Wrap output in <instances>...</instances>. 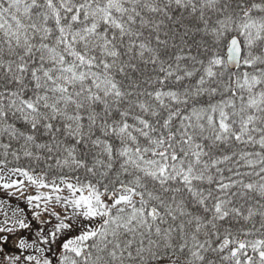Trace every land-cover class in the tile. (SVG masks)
Here are the masks:
<instances>
[{
	"label": "snow or ice",
	"instance_id": "6c2138e0",
	"mask_svg": "<svg viewBox=\"0 0 264 264\" xmlns=\"http://www.w3.org/2000/svg\"><path fill=\"white\" fill-rule=\"evenodd\" d=\"M0 189V264H264V0H0Z\"/></svg>",
	"mask_w": 264,
	"mask_h": 264
},
{
	"label": "trees",
	"instance_id": "16d2710c",
	"mask_svg": "<svg viewBox=\"0 0 264 264\" xmlns=\"http://www.w3.org/2000/svg\"><path fill=\"white\" fill-rule=\"evenodd\" d=\"M23 164H26L27 162H22ZM37 171H39V169H37ZM13 179H16L17 177H12ZM9 191H15V190H9ZM42 191H47L46 189H42ZM36 194V191H35V188L33 187H29L28 190L24 193V196L26 197L27 195H35ZM19 194H14L13 196L9 197L6 192L3 190V189H0V202L2 203H8V204H11V205H15V206H18L20 208H24L25 209V212L27 213L28 215V219L31 220V214L30 212L28 211V206L27 204L25 203V200L24 199H17V196Z\"/></svg>",
	"mask_w": 264,
	"mask_h": 264
},
{
	"label": "rangeland",
	"instance_id": "374dc122",
	"mask_svg": "<svg viewBox=\"0 0 264 264\" xmlns=\"http://www.w3.org/2000/svg\"><path fill=\"white\" fill-rule=\"evenodd\" d=\"M0 204L3 205V207H0V213H1L0 214V220L3 219V213H4L5 210L8 211V215L11 217L12 210L18 207V206L11 205V204H8V203H2V202H0Z\"/></svg>",
	"mask_w": 264,
	"mask_h": 264
},
{
	"label": "water",
	"instance_id": "95a60500",
	"mask_svg": "<svg viewBox=\"0 0 264 264\" xmlns=\"http://www.w3.org/2000/svg\"><path fill=\"white\" fill-rule=\"evenodd\" d=\"M1 214V213H0Z\"/></svg>",
	"mask_w": 264,
	"mask_h": 264
}]
</instances>
